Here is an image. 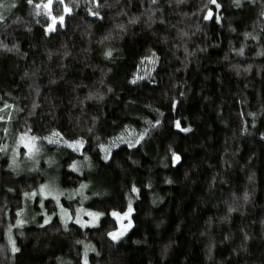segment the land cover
<instances>
[{
    "label": "trees",
    "instance_id": "obj_1",
    "mask_svg": "<svg viewBox=\"0 0 264 264\" xmlns=\"http://www.w3.org/2000/svg\"><path fill=\"white\" fill-rule=\"evenodd\" d=\"M65 3L73 11L51 33L26 0L0 9V264H83L84 244L89 264H264V0H99L102 20L88 0ZM62 8L54 0L53 15ZM150 59L152 77L132 83ZM22 135L44 142L34 176L3 152ZM76 140L83 155L64 143ZM85 156L86 171L69 168ZM48 170L63 191L91 185L85 203L60 204L104 212L98 227L65 228L56 202L38 198L51 223L18 228L24 193ZM129 201L132 227L112 241L110 212Z\"/></svg>",
    "mask_w": 264,
    "mask_h": 264
},
{
    "label": "snow or ice",
    "instance_id": "obj_2",
    "mask_svg": "<svg viewBox=\"0 0 264 264\" xmlns=\"http://www.w3.org/2000/svg\"><path fill=\"white\" fill-rule=\"evenodd\" d=\"M56 3L60 4L63 6L62 8V12L61 14L58 15H53V4H54V0H40L39 3L35 2V0H26V3L28 5H33V14L36 16H40L41 14L45 15L46 17L49 18V20L51 21L50 23L46 24L45 27V31L46 33H51V32H55L57 31V24H59L60 27L64 26V22H65V14H71L73 9L71 7L68 6V4L65 3V0H55ZM153 2L155 3V0H153ZM88 3L90 4H94L96 7V11H93L92 7H88L86 10L93 16L97 17L98 19H103L102 16H100L99 13V8L101 7L99 0H88ZM210 4H214L217 8H220L221 5L219 3H217V0H209ZM233 3L236 7H241L242 6V0H233ZM78 6V4H77ZM16 7V0H0V9H3L4 11H11V9ZM4 11H0V21L5 20V16H4ZM212 12L211 10L208 11V14L204 17L206 20L212 18ZM262 15H264V13H262ZM19 17H17V21H19ZM215 20L217 22L220 21V16L219 14H217L215 16ZM134 22V21H132ZM37 23H39V21H37ZM120 27H123L122 25ZM247 35H251L250 33H246ZM107 38V37H106ZM0 46H4L6 47V45H0ZM11 50V49H9ZM240 52L242 54L243 49H240ZM106 58H109L112 56V51L108 50L104 53ZM132 83H136V79H133L131 81ZM5 107H10L9 105H5ZM0 119H3V117H0ZM150 125H152L153 127H155L156 125H158L160 123L159 120H157L155 122V124L153 125L151 121L148 122ZM176 127L180 128V122L176 121ZM7 131V129H5V132ZM181 131H189V129L187 128H182ZM148 129L146 128L144 130V132L140 133L138 138L135 140V144L131 141H124L125 143L128 144V147H134L136 144H140V142L144 139V136L147 134ZM53 136H58L59 133H53ZM48 140V143L50 144H56L58 143V141L50 139V138H45ZM118 139L123 140L122 137H119ZM36 140V137H32L31 141L33 142H26L25 141V136L22 135L20 137V141L19 143H22L24 145V148L27 149V152L25 153L26 156H28L30 159L34 157V153L35 152H39V148L35 145L34 141ZM66 144L67 147L72 148L73 151H80L81 154L83 155V152L81 151L83 148V141L82 140H76V141H65L64 142ZM118 146V145H117ZM99 147L104 150L106 153L108 152V149L105 147V145L101 144L99 145ZM3 149L0 148V151H2ZM172 158L174 161H179L180 157L176 154L173 153L172 154ZM85 160L88 159L87 156L84 157ZM105 160L109 159V155L106 154L104 157ZM78 162L77 161H72L71 164H69V168H71L73 171H79V167L77 166ZM14 166L18 165L16 164V158L15 155L13 156V160L12 163L9 165V167L14 168ZM15 170V169H14ZM168 183H171V181H168ZM87 185L86 184H81L80 185V189H84L86 188ZM131 191L133 193H138L139 190L133 186ZM39 194V196L43 197L44 199H47L48 197H51L56 204L60 207L61 209V219L64 220L65 216H67L68 219H72L71 215L68 214V210L66 208L63 207V205L60 204V197L64 195V192L60 191L57 184L53 181V182H49V183H45V184H41L39 185V188L35 191L32 192H25L24 196L31 199V198H35L37 197V195ZM87 197H85L86 199ZM69 199H71V195H69ZM245 199H247V197H245ZM40 206L41 208L44 207V203L43 200L40 201ZM233 209H229V211H232ZM23 210H21L22 212ZM82 210L78 209L77 213H76V219H75V223L80 225L81 227H87V226H97L99 220L101 219V217L105 216L104 212H99V211H88L87 215L90 217V220L88 221H82L80 219V212ZM133 211L132 209V205H131V201H129L128 204V208L127 211L123 212L122 214L120 212H117L115 210L110 212V215L112 217H115L117 220H119L121 218V215H123L124 217H128L129 214ZM17 215L19 216L20 213L18 212ZM56 215L55 211H53L52 216ZM52 216H49L46 212L44 213V223L47 224L50 222ZM25 223L24 220L21 219H17L16 224L18 226H22ZM131 225V221H129V226ZM65 228H67V222L65 221L64 224ZM127 231V227H122L119 228L115 231H109L107 233V236L112 240V241H119L120 238L125 234V232ZM9 242L12 244V251L18 252L19 249L15 246V241L11 239V236L9 237ZM77 243L79 244H84L83 241H77ZM96 251L94 247H92L91 245L88 244H84V253H83V264H89L88 261V251ZM97 255H99V253H96Z\"/></svg>",
    "mask_w": 264,
    "mask_h": 264
},
{
    "label": "rangeland",
    "instance_id": "obj_3",
    "mask_svg": "<svg viewBox=\"0 0 264 264\" xmlns=\"http://www.w3.org/2000/svg\"><path fill=\"white\" fill-rule=\"evenodd\" d=\"M157 64L158 63H157L156 59H150V60L145 61L143 63V65H142V67L140 68V71H139V73H138V75L136 77V81L150 79L152 77L154 71L157 68ZM19 141H20V139H19ZM19 141H18V147H17L16 150L9 146V148H7L6 150L3 151L4 154L9 158L10 164L12 163L13 156L15 155L16 164L18 165V167L14 166V168H11V170L15 174H17L18 176H20V175L21 176H23V175L34 176L36 174H39L38 173L39 170L37 169V164H38L39 156L42 154L43 151H45L44 142H42V140L39 141L38 139H36L34 141L35 145L40 150H39V152H35L34 153V157L30 159L28 156L25 155V153L27 152V149L24 148V145L22 143H19ZM25 141L26 142H33V141H31V137H29V136H25ZM20 152L21 153L23 152L25 157L19 156L18 153H20ZM51 166H53V165H51ZM77 166L79 167V169L82 172H84V171H86L88 169L89 164H88L87 160H85V161L79 163ZM45 175H46V179L41 184H45V183H49V182H53L54 181L57 184L59 190L64 192V195L60 197V203H61L62 199H69V195H71V199H69V200H75V199L78 198V199L82 200L84 203L88 200V191L91 188L90 184H86L87 187L82 189L81 193L79 191H76L75 193L74 192H67V191H63V190L60 189L57 177H56L55 173L52 170L46 171ZM85 197H87V198L85 199ZM38 198H43V197L39 196V194L37 195V197L31 198V199H29L27 197H24V206H23V209H22L23 211L20 212L19 219L24 220L25 222H27L26 224H29V225L37 224L39 226H40V220L43 219V223H42L43 226L44 225H48V224L51 223L53 217L51 218L49 223H47V224L44 223V219H45L44 213H45V211L41 210L42 213H40V211L35 209V207H34V203L36 202V200ZM48 198L52 199L51 197H48ZM80 210H82L80 212V219L82 221L90 220V217L87 215V212L90 211V210L88 208H84V207L80 208ZM68 214L71 215V213L69 211H68ZM132 214H133V211L129 214L128 217H124L123 215H121V218L119 220H117L114 217L118 221L120 228L127 227V231L125 232V234L132 227ZM59 217L61 219V209H60V207H59ZM71 217H72V219H68L67 216H65L64 220L61 219L62 223L65 224V221L67 222V225H69L71 223H75L76 216L73 217L71 215ZM100 220L98 222V225L95 226V227L87 226V227H82V228H96V227L99 226ZM129 221H131V225L130 226H129ZM18 228H21V227L18 226ZM10 236H11V239L14 240V238H13V236L11 234H10Z\"/></svg>",
    "mask_w": 264,
    "mask_h": 264
}]
</instances>
